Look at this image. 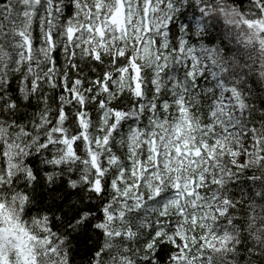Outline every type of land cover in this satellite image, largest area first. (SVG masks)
Here are the masks:
<instances>
[{
  "label": "snow or ice",
  "instance_id": "1",
  "mask_svg": "<svg viewBox=\"0 0 264 264\" xmlns=\"http://www.w3.org/2000/svg\"><path fill=\"white\" fill-rule=\"evenodd\" d=\"M0 264H264V0H0Z\"/></svg>",
  "mask_w": 264,
  "mask_h": 264
}]
</instances>
